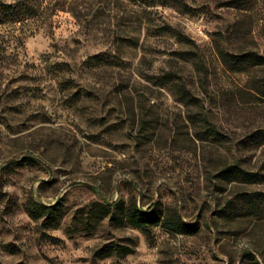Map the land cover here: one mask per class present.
Segmentation results:
<instances>
[{"label": "rangeland", "instance_id": "rangeland-1", "mask_svg": "<svg viewBox=\"0 0 264 264\" xmlns=\"http://www.w3.org/2000/svg\"><path fill=\"white\" fill-rule=\"evenodd\" d=\"M138 1L45 0L0 24V264H264V202L241 196L264 182L219 177L264 173V144L241 142L264 129V65L233 71L217 50L264 55V0ZM167 72L200 103L159 85ZM152 203L196 232L129 221Z\"/></svg>", "mask_w": 264, "mask_h": 264}, {"label": "trees", "instance_id": "trees-1", "mask_svg": "<svg viewBox=\"0 0 264 264\" xmlns=\"http://www.w3.org/2000/svg\"><path fill=\"white\" fill-rule=\"evenodd\" d=\"M44 1L45 0H13L12 2H6L4 0H0V24H22L29 19L38 18L40 8L42 7ZM138 2L142 7L155 6L157 4H171L182 7L183 9H188L185 0H139ZM223 3H225L224 5L236 6L246 10L251 8V0H225ZM158 29L161 32L170 31V26L168 24H164L163 26L158 27ZM180 36H182V42H187V38L184 35L181 34ZM217 50L223 65L233 71L243 72L253 67L264 65V55H260L256 52L247 51L244 53H233L221 46H219ZM157 83L164 87L168 86L170 89L174 90L175 93L178 94V99L186 104L196 105L201 101V98L196 96L191 89L187 88L186 83L177 80L171 72L158 75ZM253 89H255L258 95H262L264 98V77L255 82ZM213 131L214 130L212 128L207 127L204 131V136L199 135L200 139H206L208 137H212V139H214L217 132ZM247 137L250 140L248 143H246L245 140L241 141L242 143L245 142L244 147H258L264 144V129H258ZM262 169L264 170V167ZM219 177L220 179L238 180L244 183L264 182V173L249 171L241 167L240 164H232L227 166L225 169H222L219 173ZM261 195V193L256 192L252 194L248 192L241 194L245 200V204L249 207L247 208V212L251 210L252 212L261 210L260 203L264 202V198L262 199ZM121 203H123V201L117 205H120ZM100 205L104 207L102 208L103 215L107 216L110 207L104 204ZM229 207L235 209L236 212L237 210H240V208H237L232 200L229 201ZM55 208H57L56 205L52 206L50 210ZM50 210L48 212L49 214L51 213ZM217 211L223 215V211H225V209L222 208ZM126 212L128 219L132 224L144 229L159 223L176 233L194 234L197 229L196 223H188L184 221L183 217L176 210H171L169 208L165 209L164 207H161L159 203H152L147 208V211H144L132 204ZM118 247L119 246H117V248ZM122 248L126 249L127 247L122 246ZM131 251L132 250H126L125 252Z\"/></svg>", "mask_w": 264, "mask_h": 264}]
</instances>
